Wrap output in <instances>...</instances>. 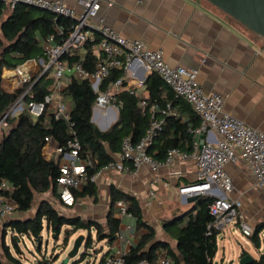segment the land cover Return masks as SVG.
Here are the masks:
<instances>
[{
    "label": "trees",
    "instance_id": "16d2710c",
    "mask_svg": "<svg viewBox=\"0 0 264 264\" xmlns=\"http://www.w3.org/2000/svg\"><path fill=\"white\" fill-rule=\"evenodd\" d=\"M6 11L7 6L0 2V115L6 113L26 89V85H23L14 91H6L3 87L4 68L14 69L27 60L44 56L48 37L54 36L59 42L68 35L74 23L65 17L57 18L51 12L22 4L9 13ZM62 24L65 28L60 33L58 26ZM99 40L100 35L97 34L94 40H88L80 47L84 49V53H80V48H77L64 55V58L71 64L79 61L84 68L92 70L96 62L94 46ZM123 74V69H113L110 76L103 81L101 89L106 90ZM48 84L49 81L44 77L34 84L32 87L34 99H43L49 91ZM124 84H127L126 80ZM146 85L148 96L129 90H123L115 95L114 103L119 107L118 119L108 129L103 130L92 120L98 92L93 89L88 78L71 75L63 90L70 111L69 119L43 115L35 120L27 111L11 119L10 128L15 125L16 127L11 132L9 128L0 138V184L6 180L10 188L0 189V192L12 197L17 203V210L21 212L33 208L36 193L51 191L60 200L57 183L60 169L54 160H48L44 155V147L47 144L45 138L52 137L61 147H68V142L77 138L81 144L80 157H90L97 161L91 170L96 172L121 151L124 137L131 136L133 142L140 140L150 124L153 115L150 111L152 105H157L155 116L162 118L164 125L149 147L148 153L158 160H164L168 150L173 147L193 151L195 137L189 129H197L200 120L192 107L187 108L188 119L180 112L173 113L172 108L183 100L155 72H152ZM142 99L147 103L144 108L140 106ZM95 195L96 183H89L82 189L74 191L75 200L81 196ZM119 199L127 202L128 212L136 218L137 228L147 229L141 234L138 242L126 251L124 264H140L144 260L154 264L159 249L171 258V264H215L214 259L219 249V231L213 226L215 219L210 211L214 197L208 195H198L195 200L189 202L186 210L174 212L170 218L163 221L165 232L177 243L176 248H173L169 241L156 237V230L145 220L137 197L115 186L111 187L112 203L105 224L77 215H68L61 212L54 203L43 200L32 218L10 219L8 225L12 228V242L19 250L18 238L14 234L20 237V241L22 236H28L36 241L42 239L43 231L46 229L56 238L63 234L62 243L67 247L72 235L85 230L87 238L84 253H86L94 242H113L119 236L121 219L114 215L115 203ZM263 231L264 222H261L249 236L258 249L260 233ZM5 236L6 231L4 240ZM37 250L42 256L35 262L25 263L21 262V259H16L7 245L4 248L6 256L14 264H51L59 259V255L55 257V254L48 258L43 253L41 245L37 244ZM109 252L108 249L102 253L98 264H104ZM246 254L248 253L244 251L240 257ZM81 260L82 258L73 264ZM0 264L7 263L0 259ZM249 264H264V252L259 258L253 257Z\"/></svg>",
    "mask_w": 264,
    "mask_h": 264
},
{
    "label": "built area",
    "instance_id": "2783aa9c",
    "mask_svg": "<svg viewBox=\"0 0 264 264\" xmlns=\"http://www.w3.org/2000/svg\"><path fill=\"white\" fill-rule=\"evenodd\" d=\"M102 0H78L81 11L63 0H0L10 10L18 5L31 4L47 11L55 12V17H65L74 23L68 35L59 42L54 36L48 37L45 43V54L40 58L27 60L14 69L4 68L3 87L6 91H14L26 85L25 91L17 98L0 120V131L10 128L11 119L27 111L33 119L54 116L57 119H69L70 111L65 102L63 90L69 80V75L88 78L93 89L98 92L94 105L97 111H107L114 103L115 95L123 90L136 92L133 85L127 81V68L136 59L142 61L152 73H157L166 84L179 96L184 98L199 117L200 126L189 129L194 132H205L206 138L202 148L195 142L193 151L170 148L164 160H158L148 153L149 147L162 130L164 120L155 116L157 105H152L153 112L149 126L144 135L137 142L131 136L123 138L121 151L96 172L91 171L97 161L90 157L81 158V144L77 138L68 142V147L57 144L51 149L52 137H46L44 155L48 160H54L60 169L58 177V193L61 202L66 206L75 203L74 191L82 189L89 183H97L104 171L132 173L142 166H148L156 171L162 166H169L176 161L192 162L196 167L197 181L180 188L181 194L189 196L194 193L214 197L210 204V211L214 216L213 226L239 225L242 232L249 237L254 229L242 211L243 203L233 198L230 193L234 190L232 176L226 166L243 160L247 169L255 180V186L264 190V132L260 131L244 120L225 111V96L219 93L207 92L198 80L199 70L182 66H172L164 57L163 49H151L143 40L128 38L99 17ZM98 19L97 22H93ZM65 26L59 25L62 33ZM100 35L98 53L92 70L83 67L76 61L69 63L64 55L80 48L88 40H94ZM113 69H123L124 74L113 82L106 90H102V83L110 76ZM44 77L49 81L48 93L41 100L34 99L32 87ZM68 78V79H67ZM125 80L127 84H124ZM143 85V81H138ZM146 101L142 99L140 106L144 108ZM10 188L3 180L0 189ZM154 195V191H150ZM121 216L131 215L127 209V202L119 199L115 203ZM17 210L16 201L0 192V221L12 215ZM122 238L123 235L119 234ZM126 251L121 248H111L106 255L104 264H124ZM169 256L158 251L154 264H171ZM55 264V263H51ZM140 264H151L144 260Z\"/></svg>",
    "mask_w": 264,
    "mask_h": 264
},
{
    "label": "crops",
    "instance_id": "0c3cea01",
    "mask_svg": "<svg viewBox=\"0 0 264 264\" xmlns=\"http://www.w3.org/2000/svg\"><path fill=\"white\" fill-rule=\"evenodd\" d=\"M63 1L81 11L78 0ZM10 11L7 7L6 12ZM99 17L128 38L143 40L151 49H163L165 60L172 66L198 69V80L204 89L225 96V111L264 132V37L206 0H102ZM79 51L85 52L83 48ZM98 51V45H95L94 53ZM126 73L127 81L133 85L136 93L148 96L146 82L152 73L142 61L134 60ZM138 81H143V85H138ZM182 100L172 108V112H180L188 119L187 108L190 104L184 98ZM117 119L118 111L113 104L107 111H97L94 122L98 121L100 128L106 130ZM7 130L0 131V138ZM55 146L57 143L52 140L51 149ZM226 168L234 182L230 196L242 201L244 215L247 204L260 209L264 205V190L255 186L254 177L245 162L229 163ZM196 181V167L190 161L178 160L156 171L146 165L132 173L104 171L96 183V198L81 196L72 206L62 204L60 211L105 224L112 203L111 187L115 186L137 197L145 220L156 230V237L169 241L176 248L177 243L165 232L163 221L174 212L189 207V195L181 194L179 190ZM151 190L154 195L150 194ZM43 200L47 198L41 197L40 202ZM31 210H16L8 217L30 219ZM114 211V215L121 219L119 234L123 237L118 236L113 242H103L109 243V250L116 247L128 251L147 229L137 228L133 215L121 216L116 205ZM217 229L218 242L219 238L224 240L232 231L229 225ZM82 232L86 233L81 230L76 236ZM225 253L221 257L222 263L226 258ZM232 257L231 254L227 259L229 264H233ZM216 260L217 254L214 262L219 264Z\"/></svg>",
    "mask_w": 264,
    "mask_h": 264
},
{
    "label": "rangeland",
    "instance_id": "374dc122",
    "mask_svg": "<svg viewBox=\"0 0 264 264\" xmlns=\"http://www.w3.org/2000/svg\"><path fill=\"white\" fill-rule=\"evenodd\" d=\"M95 123L99 126L98 121H95ZM41 197H46L47 200L50 202L53 201L54 204L58 206L59 210L63 209L62 203L51 191H48L43 194L36 193L35 203L29 214L31 218L34 216V211L38 206V204L40 203ZM26 216H28V214H26ZM245 216L253 226V229L255 230L259 222L264 221V205L260 209H255V207H253L252 205L247 204L245 206ZM10 219L11 218L8 217L0 221V259L5 261L7 264H14L8 259L4 251L5 245H7V247L10 249L11 254L16 259H21V262H25V263L35 262L38 259V257L42 256L37 250L38 240L33 241L28 236H24V237L22 236V240L20 241V237H19L18 238L19 250L15 248V245L12 242V235H13L12 228L11 226L8 225ZM229 226H231L232 231L229 234H227L224 240H221V238H219V242H218L219 249L217 252L216 262L218 261L219 264H229V261L227 259L232 254L233 264H240L241 259L239 258V255L241 252L246 251L248 254H251L255 258L259 257L260 253L264 252V231L260 233V248L258 249L249 239V237H247L242 232V229L240 228L239 225L233 224ZM5 231H6V236L4 240ZM93 233L95 232L93 231ZM75 237H76V233L70 237L68 246L64 247L62 243L63 234H61L59 238H56L55 235H53L50 232H47V230L45 229V231H43L42 239L39 245H41L43 253L46 254L48 258L52 254H55V257L59 255V259L55 261V264H59L62 261V259L66 256L69 247H71ZM109 246H110L109 243L106 242H94L93 247L88 248L87 249L88 252L84 253L82 256V253L85 251V247L83 246L81 247L79 254L75 258L71 259V263L75 260L80 259L81 257L82 260L77 264H98L103 251H106L109 248ZM95 247H97L98 249L96 250ZM224 252H226L225 253L226 258L222 263L221 257L224 254Z\"/></svg>",
    "mask_w": 264,
    "mask_h": 264
},
{
    "label": "water",
    "instance_id": "95a60500",
    "mask_svg": "<svg viewBox=\"0 0 264 264\" xmlns=\"http://www.w3.org/2000/svg\"><path fill=\"white\" fill-rule=\"evenodd\" d=\"M215 7L219 8L226 14L230 15L241 24L245 25L248 29L254 31L255 33L264 37V0H206ZM29 7H35L40 10L47 11L43 8L33 6L31 4H24ZM51 12V11H48ZM52 14H56L55 12H51ZM5 113L0 115V120L4 117ZM92 120H95V114H93ZM16 127V125H15ZM10 128V132L15 128ZM102 129V128H101ZM193 136L198 141L199 149L202 148L205 143L206 133L205 132H194ZM198 193H194L193 195L188 197V201L191 202L198 197ZM16 238H19L18 235H15ZM87 238V233L78 234L71 247L66 254V256L62 259L59 264H73L71 263V259L75 258L79 252L81 247H85ZM41 239H38V245L40 244ZM93 247V245L89 246V248ZM84 252L82 253V255ZM81 258V257H80ZM253 260V256L251 254H246L241 257L240 264H249ZM76 261V260H75ZM216 264V263H215Z\"/></svg>",
    "mask_w": 264,
    "mask_h": 264
}]
</instances>
